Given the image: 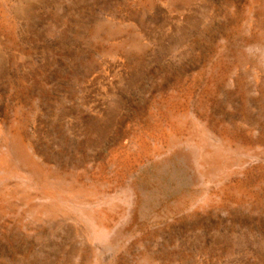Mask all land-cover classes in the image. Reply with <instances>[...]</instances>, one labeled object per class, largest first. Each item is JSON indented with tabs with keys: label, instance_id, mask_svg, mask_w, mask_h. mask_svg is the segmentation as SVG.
I'll list each match as a JSON object with an SVG mask.
<instances>
[{
	"label": "rangeland",
	"instance_id": "1",
	"mask_svg": "<svg viewBox=\"0 0 264 264\" xmlns=\"http://www.w3.org/2000/svg\"><path fill=\"white\" fill-rule=\"evenodd\" d=\"M0 264H264V0H0Z\"/></svg>",
	"mask_w": 264,
	"mask_h": 264
},
{
	"label": "bare ground",
	"instance_id": "2",
	"mask_svg": "<svg viewBox=\"0 0 264 264\" xmlns=\"http://www.w3.org/2000/svg\"><path fill=\"white\" fill-rule=\"evenodd\" d=\"M42 181V180H41ZM51 183V182H50ZM60 190H58L60 193H62L63 192V190H62V188H59ZM62 190V191H61Z\"/></svg>",
	"mask_w": 264,
	"mask_h": 264
}]
</instances>
